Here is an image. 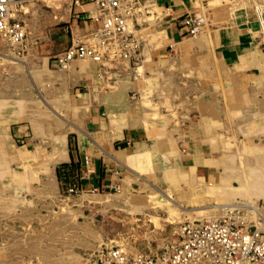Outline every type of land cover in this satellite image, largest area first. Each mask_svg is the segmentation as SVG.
Returning a JSON list of instances; mask_svg holds the SVG:
<instances>
[{
	"label": "rangeland",
	"instance_id": "374dc122",
	"mask_svg": "<svg viewBox=\"0 0 264 264\" xmlns=\"http://www.w3.org/2000/svg\"><path fill=\"white\" fill-rule=\"evenodd\" d=\"M70 1L16 3L26 47L18 53L0 38V264H95L113 246L154 255L175 242L182 222L218 217L227 206L264 226V149L238 137L256 122L264 133V0H188L190 16L203 21L200 32L169 46L162 63L145 59L164 38L163 0H132L137 55L129 65L75 61L98 75L79 92L85 75L41 66L67 45L69 32L64 41L57 37L69 24ZM242 21L253 42L240 56L219 54L207 34ZM91 91L97 97L87 101ZM100 100L152 147L131 163L120 190L70 192L56 175L58 142L79 133ZM210 130L226 177L203 184L176 165V154L190 152ZM256 191L262 194L254 199Z\"/></svg>",
	"mask_w": 264,
	"mask_h": 264
},
{
	"label": "crops",
	"instance_id": "0c3cea01",
	"mask_svg": "<svg viewBox=\"0 0 264 264\" xmlns=\"http://www.w3.org/2000/svg\"><path fill=\"white\" fill-rule=\"evenodd\" d=\"M160 6L165 7L166 10V17L162 24L164 38L160 46L150 50V58L145 59L147 62H166L169 55L167 48L179 42V39L188 32V27L185 24L186 17L190 15L188 0H163ZM72 10L78 11L72 12ZM70 11L69 24L62 27L60 31L62 35L57 37L58 41H64L65 33H70L69 38L65 40L67 45L62 48L68 46L72 38L87 34L98 25L94 20L97 12H95L93 4L88 3L79 7H72L70 1ZM54 18L59 20L61 17L54 16ZM259 20L264 33V18L261 17L260 13ZM244 23L246 21L212 29L207 34L212 47L218 50L219 54H225L226 57H231V54L234 55L233 57L242 55L253 42L250 28ZM75 61L78 60L72 61L66 69L62 70L67 71L68 74L85 75V78L80 76V79L78 78L79 83L76 91L79 92L86 88V84H84L86 79L95 81V77L98 75L95 72V67L88 65L86 71L81 70ZM129 62L131 61H128V65ZM90 63L95 64V62ZM41 66L43 70H47L46 68L51 66L50 61H46L47 67L45 62ZM139 66L136 68L137 71ZM62 70L48 69L50 72ZM79 94L81 93H76V95ZM87 94L91 98L87 101H94L93 98L97 97L93 91ZM100 101L93 102L89 107L79 133H74L71 139L64 136L58 142L59 158L57 157V160H59V164L56 175L61 177L66 188L72 187L75 191H98L105 194L120 190L126 186L127 177H130L129 172L134 168L131 163L151 150L152 142L145 138V134L140 132L132 121L127 119L120 120L121 122L117 121L115 114L108 107L109 103L104 102L105 100ZM257 104L258 102H256V106ZM253 127L252 130L246 131L245 135L243 134L244 131L239 132L238 137L243 136L245 142H252L264 149V133L258 128V122ZM215 133L214 130H210L204 138L203 136L197 138L196 143L194 142V148L190 152L187 150L181 153L176 152V155L179 156L176 165L184 172L191 173L198 182L203 184L220 182L221 176L226 177L225 167L227 165L225 160L220 155V150L212 147V142L216 137ZM226 136L228 135L224 136V140ZM154 144L157 146L159 143L155 142ZM159 146L166 150L162 145ZM256 193L254 199L262 194L258 191Z\"/></svg>",
	"mask_w": 264,
	"mask_h": 264
},
{
	"label": "built area",
	"instance_id": "2783aa9c",
	"mask_svg": "<svg viewBox=\"0 0 264 264\" xmlns=\"http://www.w3.org/2000/svg\"><path fill=\"white\" fill-rule=\"evenodd\" d=\"M0 0V38L18 53L26 47L27 24L16 16V3ZM91 3L97 27L72 38L71 43L51 56L50 65L66 69L74 61L104 63L114 58L132 61L139 49L132 21V0H71L72 7ZM202 19L188 15L185 24L195 35ZM68 191H74L68 188ZM214 218L186 220L179 225L175 242L160 253L129 254L122 248H103L95 264H264V226L243 218L236 206H227Z\"/></svg>",
	"mask_w": 264,
	"mask_h": 264
},
{
	"label": "bare ground",
	"instance_id": "6f19581e",
	"mask_svg": "<svg viewBox=\"0 0 264 264\" xmlns=\"http://www.w3.org/2000/svg\"><path fill=\"white\" fill-rule=\"evenodd\" d=\"M140 205V204H139Z\"/></svg>",
	"mask_w": 264,
	"mask_h": 264
}]
</instances>
